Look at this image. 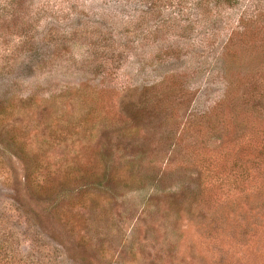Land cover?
Masks as SVG:
<instances>
[{
    "label": "rangeland",
    "instance_id": "374dc122",
    "mask_svg": "<svg viewBox=\"0 0 264 264\" xmlns=\"http://www.w3.org/2000/svg\"><path fill=\"white\" fill-rule=\"evenodd\" d=\"M197 1L0 0V264H264V0Z\"/></svg>",
    "mask_w": 264,
    "mask_h": 264
},
{
    "label": "trees",
    "instance_id": "16d2710c",
    "mask_svg": "<svg viewBox=\"0 0 264 264\" xmlns=\"http://www.w3.org/2000/svg\"><path fill=\"white\" fill-rule=\"evenodd\" d=\"M143 1H145V3L148 4L149 7L152 6V8H157L159 6V3L163 2V0H143ZM200 1L201 0H198L196 5H198ZM212 1L215 3V6L217 7L223 6L225 8L226 6V7H230V9L237 7L239 3V0H212Z\"/></svg>",
    "mask_w": 264,
    "mask_h": 264
}]
</instances>
